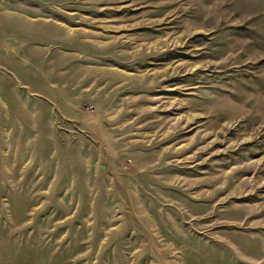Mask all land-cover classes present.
<instances>
[{
	"label": "rangeland",
	"instance_id": "obj_1",
	"mask_svg": "<svg viewBox=\"0 0 264 264\" xmlns=\"http://www.w3.org/2000/svg\"><path fill=\"white\" fill-rule=\"evenodd\" d=\"M0 264H264V0H0Z\"/></svg>",
	"mask_w": 264,
	"mask_h": 264
},
{
	"label": "crops",
	"instance_id": "obj_2",
	"mask_svg": "<svg viewBox=\"0 0 264 264\" xmlns=\"http://www.w3.org/2000/svg\"><path fill=\"white\" fill-rule=\"evenodd\" d=\"M1 51L4 52L5 50L2 48Z\"/></svg>",
	"mask_w": 264,
	"mask_h": 264
}]
</instances>
